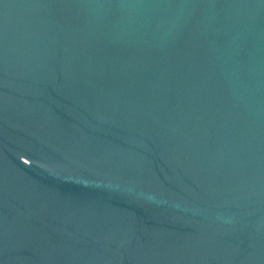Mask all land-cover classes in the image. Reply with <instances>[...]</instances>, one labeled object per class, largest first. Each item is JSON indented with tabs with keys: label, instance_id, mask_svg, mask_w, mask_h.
<instances>
[{
	"label": "water",
	"instance_id": "water-1",
	"mask_svg": "<svg viewBox=\"0 0 264 264\" xmlns=\"http://www.w3.org/2000/svg\"><path fill=\"white\" fill-rule=\"evenodd\" d=\"M0 264H264V0H0Z\"/></svg>",
	"mask_w": 264,
	"mask_h": 264
}]
</instances>
